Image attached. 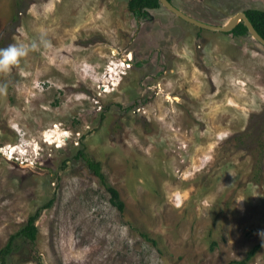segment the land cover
I'll list each match as a JSON object with an SVG mask.
<instances>
[{
    "label": "rangeland",
    "instance_id": "1",
    "mask_svg": "<svg viewBox=\"0 0 264 264\" xmlns=\"http://www.w3.org/2000/svg\"><path fill=\"white\" fill-rule=\"evenodd\" d=\"M129 1L0 0V48H30L0 73V249L40 211L8 264H238L264 243V47ZM174 2L213 25L264 9ZM54 124L74 133L62 148L3 154Z\"/></svg>",
    "mask_w": 264,
    "mask_h": 264
},
{
    "label": "trees",
    "instance_id": "2",
    "mask_svg": "<svg viewBox=\"0 0 264 264\" xmlns=\"http://www.w3.org/2000/svg\"><path fill=\"white\" fill-rule=\"evenodd\" d=\"M172 1V0H170ZM162 6L159 0H130L129 1V10L133 12L136 16H143L147 13L149 9H157ZM248 17L258 30V32L264 37V10L259 9H250L247 11ZM234 34L237 36L241 35H249L248 27L242 22L234 31ZM256 41V40H255ZM257 42V41H256ZM258 43V42H257ZM264 47V46H263ZM141 63V62H140ZM79 156H81L86 162L89 168L100 178L103 185L106 187L108 192L110 193V200L112 204H114L120 211H125L126 204L122 199L121 193L117 187L108 182L106 174L102 170V164L99 161H96L93 158L87 156L84 150L79 151ZM48 203L45 205V208L50 207L52 205ZM40 217V211L32 214L27 223L15 234H13L6 246L0 249V264H8L11 254L15 251V249L19 246L18 240L19 238L24 239L28 242H35L38 239L39 228L37 225V221ZM148 240L152 241L154 244H157V240L151 238V236L147 233L143 234ZM214 243L213 246H215ZM264 246V243L257 244L253 249H251L248 255L240 260L235 261L238 264H247L249 261L255 257L257 252Z\"/></svg>",
    "mask_w": 264,
    "mask_h": 264
},
{
    "label": "built area",
    "instance_id": "3",
    "mask_svg": "<svg viewBox=\"0 0 264 264\" xmlns=\"http://www.w3.org/2000/svg\"><path fill=\"white\" fill-rule=\"evenodd\" d=\"M74 138V133L65 128L63 125L54 124L52 127L43 131L42 144L39 139L35 138L30 141H26L23 144L13 145L8 144L2 147L3 154L8 159L25 160V162H37L38 157H34L36 153H40V149L43 147H56L62 148L68 143L69 140ZM33 152L35 154H31Z\"/></svg>",
    "mask_w": 264,
    "mask_h": 264
},
{
    "label": "water",
    "instance_id": "4",
    "mask_svg": "<svg viewBox=\"0 0 264 264\" xmlns=\"http://www.w3.org/2000/svg\"><path fill=\"white\" fill-rule=\"evenodd\" d=\"M165 8H167L170 12H173L177 16L181 17L185 21L192 23L198 27L209 29L212 31H218V32H231L242 20L245 22L246 26L249 29V32L254 40H256L259 44L264 46V37L258 32L250 18L247 16L245 12L238 13L234 17H232L225 25H213L206 23L204 21H201L197 19L196 17H193L178 7H176L172 1L170 0H159Z\"/></svg>",
    "mask_w": 264,
    "mask_h": 264
},
{
    "label": "clouds",
    "instance_id": "5",
    "mask_svg": "<svg viewBox=\"0 0 264 264\" xmlns=\"http://www.w3.org/2000/svg\"><path fill=\"white\" fill-rule=\"evenodd\" d=\"M47 46V45H46ZM30 48L22 44H11L0 48V73H8L29 54Z\"/></svg>",
    "mask_w": 264,
    "mask_h": 264
},
{
    "label": "flooded vegetation",
    "instance_id": "6",
    "mask_svg": "<svg viewBox=\"0 0 264 264\" xmlns=\"http://www.w3.org/2000/svg\"><path fill=\"white\" fill-rule=\"evenodd\" d=\"M174 1H175V0H172V3H173L176 7H180V8H181V6H179V5L177 6V4H176ZM180 8H179V9H180ZM250 9L264 10V9H260V8H248V9L242 10V11H240V12L238 11L235 15H237L238 13H241V12H245V13L247 14V11L250 10ZM182 11H184V12L186 11L185 13H187V14L193 16V17H196L192 12H189V11H187V10H182ZM175 15H176V14H175ZM235 15H234V16H235ZM234 16H233V17H234ZM247 16H248V14H247ZM178 17H179V16H178ZM180 18H181V17H180ZM197 19H198V18H197ZM183 20H184V19H183ZM199 20H200V19H199ZM201 21H202V20H201ZM204 22H205V21H204ZM242 22H244V21L242 20V21H241V22H240V23H239V24H238V25H237V26H236L231 32H228V33H232V34H234L233 31H234V30H235V29H236V28H237ZM206 23H207V22H206ZM244 23H245V22H244ZM245 25H246V24H245ZM234 35H235V34H234ZM236 36H237V35H236ZM241 36H246V35H241ZM241 36H240V37H241Z\"/></svg>",
    "mask_w": 264,
    "mask_h": 264
},
{
    "label": "bare ground",
    "instance_id": "7",
    "mask_svg": "<svg viewBox=\"0 0 264 264\" xmlns=\"http://www.w3.org/2000/svg\"><path fill=\"white\" fill-rule=\"evenodd\" d=\"M124 64H125V66H126V63L124 62ZM123 64H121V66H122ZM120 66V65H119ZM130 67V66H129ZM118 69V68H117ZM117 69H114L115 71L117 70ZM113 70V71H114ZM122 73V72H121ZM118 75V74H117ZM113 76H115V73H113ZM115 80V79H114ZM168 98L170 99V100H172V97L171 96H168ZM176 98H178V97H176ZM175 98V99H176Z\"/></svg>",
    "mask_w": 264,
    "mask_h": 264
}]
</instances>
